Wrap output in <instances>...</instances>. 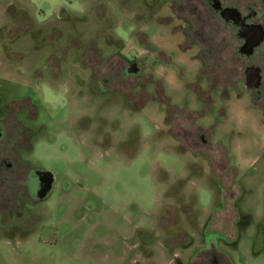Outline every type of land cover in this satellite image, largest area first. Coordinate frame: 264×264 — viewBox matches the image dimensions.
I'll return each mask as SVG.
<instances>
[{"label": "rangeland", "instance_id": "1", "mask_svg": "<svg viewBox=\"0 0 264 264\" xmlns=\"http://www.w3.org/2000/svg\"><path fill=\"white\" fill-rule=\"evenodd\" d=\"M164 3L0 0V264H264V110L194 100Z\"/></svg>", "mask_w": 264, "mask_h": 264}, {"label": "flooded vegetation", "instance_id": "2", "mask_svg": "<svg viewBox=\"0 0 264 264\" xmlns=\"http://www.w3.org/2000/svg\"><path fill=\"white\" fill-rule=\"evenodd\" d=\"M161 8L164 12L158 17L165 20L161 26L175 20L173 27L178 34L175 46L178 61L187 63V66L191 64L192 68L196 66L195 79L187 84L194 100L203 103L200 96L205 90H208L211 98L213 92L217 90L226 94H253L257 101L254 107L257 106L259 111L264 110V0H165ZM160 46L161 49L158 50L153 43L150 42L148 45L153 51L150 60L152 72L146 71V73L135 65V69L131 72L135 70L137 75L142 73L146 77L147 74L152 75L157 66L167 65V62L164 64L163 58L172 57L169 55L168 45L161 42ZM147 57L149 58L150 55L147 54ZM185 59L191 62L188 64ZM161 67L159 69H164ZM126 72L125 70V74ZM202 76L206 78L204 87L199 83ZM137 79L139 80L140 77L137 76ZM150 83L154 84L153 89H155L157 84L153 79L147 81L145 88ZM202 103L200 109H205ZM212 105V103L208 104L206 110L211 111ZM178 108L180 112L177 116H183L178 119L184 120V116L189 115L192 122L199 124L198 116H194L199 108L189 107L187 102ZM2 129L0 124V144L6 137V131L3 134ZM7 157H9L8 153L0 147V180L3 178L1 170ZM5 164L14 169L11 167L12 163L5 162ZM45 176L49 175L45 174ZM45 176L35 175V191L37 190L35 195L42 192L45 183L41 182L44 181ZM13 187L5 189L4 193L11 199L5 198L4 205L11 203L17 205L16 201L20 200L23 188L18 185ZM1 195L2 192L0 199ZM46 197H38L28 205L37 206ZM6 216L8 218V214Z\"/></svg>", "mask_w": 264, "mask_h": 264}, {"label": "water", "instance_id": "3", "mask_svg": "<svg viewBox=\"0 0 264 264\" xmlns=\"http://www.w3.org/2000/svg\"><path fill=\"white\" fill-rule=\"evenodd\" d=\"M131 71H132V69H128V72H131ZM45 181H46V183H47V184H46V186L44 187V190H46V189H47V186H48L49 179H48V180H46V179H45Z\"/></svg>", "mask_w": 264, "mask_h": 264}]
</instances>
